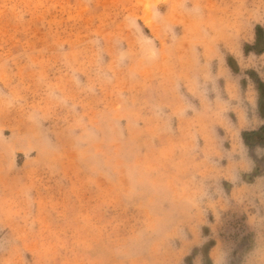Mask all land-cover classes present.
Instances as JSON below:
<instances>
[{"label":"rangeland","instance_id":"1","mask_svg":"<svg viewBox=\"0 0 264 264\" xmlns=\"http://www.w3.org/2000/svg\"><path fill=\"white\" fill-rule=\"evenodd\" d=\"M256 81L264 0H0V264H264Z\"/></svg>","mask_w":264,"mask_h":264},{"label":"trees","instance_id":"2","mask_svg":"<svg viewBox=\"0 0 264 264\" xmlns=\"http://www.w3.org/2000/svg\"><path fill=\"white\" fill-rule=\"evenodd\" d=\"M256 90H257V93H258L259 110H260L261 113H263V111H264V82L263 81H256ZM248 133L249 132H243V136H244L245 142H247L246 141V135ZM204 258H205V262L206 263H208L210 261L206 254H205Z\"/></svg>","mask_w":264,"mask_h":264}]
</instances>
